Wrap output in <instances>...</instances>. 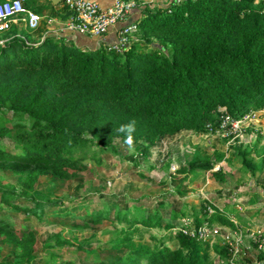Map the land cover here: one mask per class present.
Here are the masks:
<instances>
[{
	"label": "trees",
	"instance_id": "trees-1",
	"mask_svg": "<svg viewBox=\"0 0 264 264\" xmlns=\"http://www.w3.org/2000/svg\"><path fill=\"white\" fill-rule=\"evenodd\" d=\"M142 13L122 52L13 25L0 33V264H216L210 240L172 232L183 219L194 220L196 231L203 224L237 230L231 209L207 201L200 214H189L141 197L105 196L90 208L65 203L71 200L65 190L56 196L88 171L87 162L100 166V152L117 156L133 147L137 163L158 153L166 139L219 131L220 110L234 120L264 111L263 3L179 0ZM130 121L131 145L118 131ZM237 154L250 177L264 169V154L260 162L247 149ZM200 169L209 164L194 155L177 173L198 180ZM45 210L91 235L48 232L40 240L27 222L8 220L12 213L41 220ZM80 221L84 226L73 224ZM104 224L110 228L99 237ZM153 229L171 233L158 238L149 234ZM212 248L218 264H229L222 261L229 258L225 248ZM257 259L264 264V256Z\"/></svg>",
	"mask_w": 264,
	"mask_h": 264
},
{
	"label": "rangeland",
	"instance_id": "rangeland-1",
	"mask_svg": "<svg viewBox=\"0 0 264 264\" xmlns=\"http://www.w3.org/2000/svg\"><path fill=\"white\" fill-rule=\"evenodd\" d=\"M243 149L250 152L254 161H261L264 154V118L257 117L229 131L205 135L184 133L166 139L158 153L154 152L146 160L138 159L137 163H134V159L139 151L136 152L133 147L121 148L117 156L100 152L97 157L101 159V165L87 162L88 171L77 180L61 186L56 196L65 190V194L71 198L65 199V203H83L90 208L98 207L99 199L104 200L105 196L141 197L153 206L162 203L167 208L179 207L180 210L185 207V212L189 214H192L191 211L200 214L201 202H211L221 210L231 209L234 213L230 218L237 228L231 231L217 225L208 228L204 224L199 228L208 230L210 255L215 263H222L215 259L213 252L212 247L217 245L229 253V258L222 260L225 263L263 264L257 258L259 255L264 256V169L257 172L255 178L250 177L242 168L237 154V150ZM129 155L134 156L127 158ZM194 155H199L209 164L208 170H198L197 174L201 177L198 180L193 179L191 174L177 173ZM214 173H218V176H213ZM13 179L10 178V181ZM256 212L259 214L253 215ZM162 216L167 220L165 213ZM8 220L17 225L27 222L26 226L36 230L40 240L45 239L48 232L63 233L66 238L76 235L78 239L90 236L92 232L87 228L83 231L70 230L72 221L55 218L47 210L43 212L41 220L13 213L8 216ZM193 222L192 219L181 220L178 229L172 233L180 232L186 226L192 229ZM73 224L84 226L81 221ZM108 228V224L99 227L103 231H98V236H103ZM170 233L156 229L149 232L158 238L168 237ZM106 239L102 237L99 240L97 237L101 244ZM144 240L149 241V235ZM105 255L101 254L99 258L105 260ZM65 257L70 258V255L66 254Z\"/></svg>",
	"mask_w": 264,
	"mask_h": 264
},
{
	"label": "built area",
	"instance_id": "built-area-1",
	"mask_svg": "<svg viewBox=\"0 0 264 264\" xmlns=\"http://www.w3.org/2000/svg\"><path fill=\"white\" fill-rule=\"evenodd\" d=\"M161 1L167 4L166 6L173 2H179V0ZM253 2L254 4H264V0H253ZM63 6L70 13L69 21L63 31L66 33L99 38L105 36L109 28L119 24L121 27L117 33L116 42L107 46L108 51L122 52L129 46L136 32V24L128 23V17L135 8L133 0H112V6L104 11L101 10L97 2L92 0H63ZM17 19H22L31 31L36 30L41 21L39 15L24 8L23 0H10L0 3V33L9 30L11 23ZM220 112L222 116L219 131L221 132L238 128L241 124L252 122L258 117V113L252 112L239 120H234L224 110H220ZM207 231L204 228L198 231L193 228L180 229V232L185 236L202 241L208 239Z\"/></svg>",
	"mask_w": 264,
	"mask_h": 264
},
{
	"label": "crops",
	"instance_id": "crops-1",
	"mask_svg": "<svg viewBox=\"0 0 264 264\" xmlns=\"http://www.w3.org/2000/svg\"><path fill=\"white\" fill-rule=\"evenodd\" d=\"M24 1V0H23ZM98 3L101 10H106L112 6V0H92ZM136 2L135 8L131 11L128 17V23H136L144 14L146 8L155 9L159 7H165L161 0H133ZM29 7L26 8L30 12H33L41 17V21L36 30H29L22 19L14 20L11 25L16 27L19 32L29 30L33 34H48L66 36L78 46L86 47L89 49H96L100 46H108L116 42L117 33L120 29V25L117 24L109 28L107 34L103 37H88L84 35L71 34L63 32L66 24L69 21L70 13L65 10L63 6V0H28L26 1ZM25 8V7H24ZM36 10V11H34ZM30 34V33H29ZM258 117L264 118V111L258 113Z\"/></svg>",
	"mask_w": 264,
	"mask_h": 264
},
{
	"label": "clouds",
	"instance_id": "clouds-1",
	"mask_svg": "<svg viewBox=\"0 0 264 264\" xmlns=\"http://www.w3.org/2000/svg\"><path fill=\"white\" fill-rule=\"evenodd\" d=\"M119 132L126 136V143L132 144V133L135 131V121H130L128 124H123L118 129Z\"/></svg>",
	"mask_w": 264,
	"mask_h": 264
}]
</instances>
